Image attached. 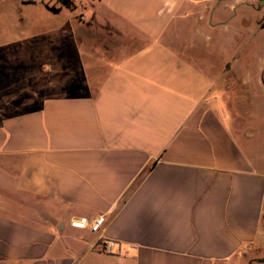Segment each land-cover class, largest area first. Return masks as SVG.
Instances as JSON below:
<instances>
[{
  "label": "crops",
  "instance_id": "0c3cea01",
  "mask_svg": "<svg viewBox=\"0 0 264 264\" xmlns=\"http://www.w3.org/2000/svg\"><path fill=\"white\" fill-rule=\"evenodd\" d=\"M73 1L41 0L53 15L32 14L26 35L39 60L50 44L61 81L5 93L0 69V264H250L264 250V3ZM0 24L5 43V0Z\"/></svg>",
  "mask_w": 264,
  "mask_h": 264
},
{
  "label": "rangeland",
  "instance_id": "374dc122",
  "mask_svg": "<svg viewBox=\"0 0 264 264\" xmlns=\"http://www.w3.org/2000/svg\"><path fill=\"white\" fill-rule=\"evenodd\" d=\"M43 3L52 4L53 0H43ZM19 0H5V32L10 33L9 38L5 37V43H0V69L5 72V89L14 92L21 88H34L37 85H47L48 83L61 81L66 75L65 70H53L56 66L55 57L51 55L50 44L37 43L38 46L45 47V55L35 58L34 46L36 45L34 37H28L27 31L32 30L33 15L40 13L43 15H53L51 11L45 9L41 0H38L31 12L28 8L19 9ZM76 14L83 19L84 14ZM30 18H28V16ZM25 17L26 21L23 20ZM1 25V24H0ZM56 56V54H55ZM3 63V64H2ZM46 68H43V67ZM42 71L41 75L37 72ZM3 98V95L0 96ZM264 256V250L253 249L247 254L250 264H260L259 257Z\"/></svg>",
  "mask_w": 264,
  "mask_h": 264
},
{
  "label": "built area",
  "instance_id": "2783aa9c",
  "mask_svg": "<svg viewBox=\"0 0 264 264\" xmlns=\"http://www.w3.org/2000/svg\"><path fill=\"white\" fill-rule=\"evenodd\" d=\"M105 217L103 215L99 216L95 223L93 224V230H98L102 223L104 222ZM117 241L114 239H105L100 243V248L105 253H116Z\"/></svg>",
  "mask_w": 264,
  "mask_h": 264
},
{
  "label": "trees",
  "instance_id": "16d2710c",
  "mask_svg": "<svg viewBox=\"0 0 264 264\" xmlns=\"http://www.w3.org/2000/svg\"><path fill=\"white\" fill-rule=\"evenodd\" d=\"M63 6H66L67 8L74 9L75 3L73 0H58ZM35 0H25L24 3H33ZM46 7L51 10L54 13H58L60 11L59 7H56L55 5H49L46 4Z\"/></svg>",
  "mask_w": 264,
  "mask_h": 264
},
{
  "label": "water",
  "instance_id": "95a60500",
  "mask_svg": "<svg viewBox=\"0 0 264 264\" xmlns=\"http://www.w3.org/2000/svg\"><path fill=\"white\" fill-rule=\"evenodd\" d=\"M262 3H264V0H260ZM261 261H264V258H261L260 259Z\"/></svg>",
  "mask_w": 264,
  "mask_h": 264
}]
</instances>
